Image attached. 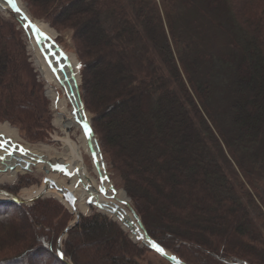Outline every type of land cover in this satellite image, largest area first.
I'll use <instances>...</instances> for the list:
<instances>
[{
  "label": "trees",
  "instance_id": "obj_1",
  "mask_svg": "<svg viewBox=\"0 0 264 264\" xmlns=\"http://www.w3.org/2000/svg\"><path fill=\"white\" fill-rule=\"evenodd\" d=\"M25 1L35 18L70 32L82 107L119 184L109 180L148 237L183 264H264V196L250 170V150L264 144V0ZM210 20L225 22L238 50L218 65L229 79L223 125L196 31ZM27 67L15 21L0 17V120L39 142L50 126L37 86L23 83ZM3 204L0 264H143L152 253L93 213L68 231L61 260L67 208L54 198Z\"/></svg>",
  "mask_w": 264,
  "mask_h": 264
},
{
  "label": "bare ground",
  "instance_id": "obj_2",
  "mask_svg": "<svg viewBox=\"0 0 264 264\" xmlns=\"http://www.w3.org/2000/svg\"><path fill=\"white\" fill-rule=\"evenodd\" d=\"M10 5L16 16L21 18L27 26H30L26 21L27 17L32 22L34 29L30 31V49L35 52V68L46 85L54 89V91H49L52 100L59 95L54 125L64 135L63 137L54 136V139L61 144V152L58 153L56 151V153L52 154L46 148L38 150L30 148L28 145H17L18 137L15 133L6 127H0V171L7 170L6 172H1L3 176L0 178L2 182L0 185L6 182H14L17 175L23 174L25 163L28 162L33 165L35 162L41 161L44 163V177L52 176L49 178L53 179L59 188L72 192L77 198L76 206L80 213L84 209L88 198H91L92 202L105 204L106 208L103 211L108 215L117 203L128 208V199L125 194L120 190H116L112 183L105 178L106 169L97 150L94 137L91 134H89L88 138L85 135L80 136L79 142H76L68 135V131L72 128L82 129V126L87 123L86 115L77 97L73 67L69 66L71 61H68L62 51L53 43V33L40 22L32 20L19 0H0V11L7 12V7ZM70 106L72 111H70ZM86 155L90 157L93 163L94 174L97 179L88 173L84 162ZM55 164L66 165L68 172L75 171L77 175L70 179L58 178V180L55 173L52 175L49 171V168ZM44 189L45 185L42 183L40 187L34 190H24L19 197L23 201L30 200L40 194H43L44 197L54 196L60 198V194L55 190H46L44 192ZM113 189L116 191L113 192ZM4 199H6V196L0 193V200ZM109 216L121 220L123 227L129 229L130 236L134 242H139L141 243L139 246H146L152 253L154 252L151 249L153 247L147 245L148 242L144 235L142 234L140 237L137 227L132 224L134 222L131 213L120 208L119 214H110ZM153 249L156 250L155 248Z\"/></svg>",
  "mask_w": 264,
  "mask_h": 264
},
{
  "label": "rangeland",
  "instance_id": "obj_3",
  "mask_svg": "<svg viewBox=\"0 0 264 264\" xmlns=\"http://www.w3.org/2000/svg\"><path fill=\"white\" fill-rule=\"evenodd\" d=\"M19 1H20L21 5L23 6V8L25 9L27 15H29V17L32 20L40 22L51 33H53V36H54L53 41L55 42L57 47L62 51L65 58L68 59V61H71L69 64L73 67L72 69L74 71V73H73L74 79L76 81L77 89H78L79 85L81 84V77H80L79 70L77 67L78 60H77L76 54L74 52V47L72 44L70 32L67 30L58 31L57 29L51 27L47 21H45L43 19L35 18L30 13V8H29L27 2L25 0H19ZM8 11H9L8 7H7V12L0 11V17L5 19V20L15 21V30L18 33V37L20 38V40L22 41V44L24 46L26 62L28 64V67H27L28 70L25 72L23 83L27 87H29V85H31V84H35V86H37V90L39 92V97H40L39 108L41 111V116H43V118L48 120L50 129L45 131V138L42 141L29 142L28 140H26L20 126L12 125L9 122H7L6 120L1 119L0 120V127H6L10 131L14 132L15 135L18 137V139H17L18 142H16V144L19 146L28 145L30 148H35L38 150H40V149L43 150L44 148H46V149H49L52 154L56 153V151L58 153H60L61 152V148H60L61 144H60V142H58L54 139V136L63 137V135H64L61 132V130L56 128V126L54 125L55 110H56V106L58 104L59 95H58V97L56 96L52 100V97H50V95H49V91H54V89L52 87H48V85H46V83L44 82V80L42 79L40 74L37 72V69L35 68V52L30 49L31 34H30L29 28L21 20H20L21 22H19V19L15 16V14L12 15V14L8 13ZM207 23H208V29L207 30H205L206 28L201 29L200 27H197L196 31H197V33L203 34L202 41H204V42L202 44L201 49L209 56V58L208 59L205 58V60L207 62H212V64H214L211 67L210 71L205 70V69H203V70L206 71L208 74H210L211 79H213L212 82L214 83L215 89H214V94H213V97L211 99L210 105H211L214 117L218 121H220V123L223 125V122H224V124L227 122V115H228V111L224 107L223 97L225 96V94L228 90L227 82L229 83V79H228L227 75H222L220 73L218 65L224 61V58L226 55H229V53H236V52H238V50L236 48H234L231 41L229 40L230 39V36H229L230 32L227 30L228 27L225 24V22L219 23L217 20L215 22H212V20H210V22L208 21ZM197 26H198V23H197ZM203 57H204V54H203ZM78 92H79V89H78ZM79 94H80V92H79ZM223 110L224 111L226 110L225 111L226 116H224ZM70 111H72L71 106H70ZM84 113L86 115L87 121H90L91 114L86 112V111H84ZM65 115H68V114H65ZM222 116H223L222 119L219 118ZM68 135L70 136V138L72 140H74L76 142H79L80 136H84L81 128H77V127H74L71 130H69ZM258 145L259 144H257V146ZM252 146H250V147H252ZM250 152L251 153L256 152L258 155L257 160L254 161V166L251 167L250 170L252 172V176L257 179L256 183H259L258 185H256L258 190H260L262 195L264 196V144L261 143L260 146L257 148H256V146H254V149H251ZM261 152H263V154ZM84 162H85V165L87 167L88 173L91 176H93L95 179H97L96 175L94 174V166H93V163H92L90 157L86 155L84 157ZM54 166L57 167V169H62L65 167L64 165H59V164H55ZM104 166H105L106 172L108 174V178L110 176L112 179V182L115 185L119 184V180L111 172V170L109 169V166H107L106 162H104ZM43 167H44V163H39V164L35 163V165H31L29 171H23V174L17 175L15 181L12 183L6 182L3 185H0V189L5 191L3 189V187L7 188L9 185L15 186V192H16L15 195L19 196L24 190H34V189L40 187L42 184L41 183L42 178L45 176V173L43 172ZM2 172H5V171H2ZM50 172L52 175H54V172H52V171H50ZM4 174H6V173H4ZM2 176H3V173H0V178ZM55 176H56V179L62 178V176L59 174L58 175L55 174ZM49 177H52V176H49ZM110 182H111V180H110ZM1 183L2 182L0 181V184ZM117 187L118 188H115V187L114 188L116 190L122 191L125 194V196L128 199V204L131 207L132 206L131 201H130L129 197L126 195V192L124 191V189L121 188V186H117ZM45 198H52V196L45 197ZM1 203H6V202H1ZM115 205H117L123 211L129 212L127 207L120 205V204L118 205V203ZM2 206H4V207L0 208V210H7L9 208V206L5 205V204H3ZM28 206H30V205H28ZM81 213L83 216H87V215H91L93 213H98V212L94 206L85 205L84 209L81 211ZM111 219L113 221H116V219H114V218H111ZM27 223L30 224L31 227H33V225H34L31 220H29V222H27ZM117 223L119 224V222H117ZM121 229L126 230L128 235H129V238L132 239V237L130 236L129 229H127L123 226H121ZM135 243H138L139 245L141 244L139 242H135ZM202 258H203V256H202ZM144 260L145 261L143 262V264H167L162 258L157 256L154 252L148 253L145 256ZM203 260H204V258H203ZM32 262L34 263L35 261L32 260L31 263ZM35 264H37V263L35 262ZM211 264H216V263H211Z\"/></svg>",
  "mask_w": 264,
  "mask_h": 264
},
{
  "label": "water",
  "instance_id": "obj_4",
  "mask_svg": "<svg viewBox=\"0 0 264 264\" xmlns=\"http://www.w3.org/2000/svg\"><path fill=\"white\" fill-rule=\"evenodd\" d=\"M10 8L12 9L11 5H10ZM26 21L30 25L29 27L33 30L34 28H33V25L30 23V21L28 19H26ZM69 66H70V64H69ZM76 91H77V97H78L79 103H80L81 108L83 110L82 104L80 102V97H79V92H78V89H77V84H76ZM85 124H87L88 125V128L91 130L90 124L89 123H85ZM84 125L82 126V131H83L84 135L88 138L89 134L86 132V129H85ZM90 134L93 136L92 132H90ZM94 139H95V137H94ZM95 144H96V147H97L98 152L100 153V150H99V147H98V144H97L96 139H95ZM28 168H29V164L26 163L24 169L25 170H28ZM54 170H56V169H54ZM58 172L59 171L56 170V173H58ZM75 175H77V172H75V171H73L71 173H69L66 169H64V171H63V176L66 177L67 179H70V178L74 177ZM105 178L108 179L107 174H105ZM42 183L45 185L44 192L46 190H55L57 193H59L60 194V201H61V203H63L66 207H68L70 209V212L74 215V220L67 226V228H65L63 230V232L59 235V237L57 239V242H56V247H55L56 255H57V257L59 259L63 260L61 242L65 239L68 231L77 226V224L79 222V219H80V216L82 214L77 209V206H76V204H77V198H75V196L73 195L72 192H70L67 189L59 188L56 185L55 181L53 179L49 178V177H44L42 179ZM112 191L115 192L114 189ZM0 193L3 194L4 196H6V199L0 200V202L8 201V202H12V203H15V204H23V205H26V206L31 205L36 200L42 199L44 197L43 194H40V195H38V196H36L34 198H31L30 200L23 201V200H21V198L19 196L13 195V194H9V193H7V192H5L3 190H0ZM86 204L87 205L95 206L98 209V211H101L103 213H104V211H103L104 208H106V205L105 204L103 205V204H99V203H96V202H92L91 201V198L87 199ZM119 211H120V209L116 205L110 211L109 215L110 214L111 215H117V214H119ZM129 211H130V213H131V215L133 217V220L136 222V224H134V223H132V224L137 227V232L139 233L140 237L142 236V234L144 235L146 241L148 242L147 245L149 247H151L153 240H151L148 237V235L146 234V232L144 231V228H143V226H142V224L140 222L139 217L136 215V213L134 212V210L131 207H129ZM119 221L121 222L120 219H119ZM151 249L157 255H159L161 258H163L164 260H166L169 264H183L180 260H178L177 258H175L174 256H172L170 253L166 252L165 250H164V253H161V252H158L157 250H154L153 248H151ZM67 264H71V263H67Z\"/></svg>",
  "mask_w": 264,
  "mask_h": 264
},
{
  "label": "snow or ice",
  "instance_id": "obj_5",
  "mask_svg": "<svg viewBox=\"0 0 264 264\" xmlns=\"http://www.w3.org/2000/svg\"><path fill=\"white\" fill-rule=\"evenodd\" d=\"M13 6H15V5H13ZM84 127H85V129H86V132H87L88 134H90L91 130L88 128V125L85 124ZM152 247L155 248L158 252L164 253V249L161 248L157 243L152 242Z\"/></svg>",
  "mask_w": 264,
  "mask_h": 264
}]
</instances>
